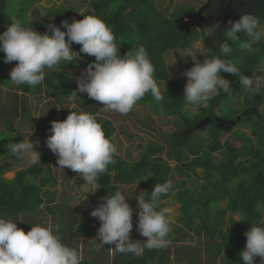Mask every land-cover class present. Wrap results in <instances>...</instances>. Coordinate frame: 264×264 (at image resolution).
Instances as JSON below:
<instances>
[{
	"label": "trees",
	"instance_id": "1",
	"mask_svg": "<svg viewBox=\"0 0 264 264\" xmlns=\"http://www.w3.org/2000/svg\"><path fill=\"white\" fill-rule=\"evenodd\" d=\"M37 1L30 0L29 5ZM8 3L9 0H0V24L7 26L11 23V18L15 17L8 12ZM157 3H159L158 0H95L92 6L83 13L102 19L113 30L117 41L121 40L119 53L121 56L139 44L144 45L152 63L157 68L155 74L157 83L164 84L161 88L164 100L157 104L149 93L137 103L148 105L159 115L165 117L174 115L175 117L174 130L164 135L169 143V155L176 164L173 166L162 156L166 150V143L160 141L139 144L141 155L133 160L117 153L114 157L116 163L109 165L108 171L100 175L98 182L102 187L97 191V204L99 206L103 197L109 196L116 190H121L123 184L142 181L145 189L144 197L148 199L154 185L171 181L175 171L197 173V170H202L204 182L200 189L187 186L186 180L177 184L172 183V190L161 196L159 207L162 208L163 200L174 194L181 204L182 217L186 223L191 224L196 219L200 220L201 224L197 233L200 235V231L204 230L207 253H212V255L223 253L226 264H243L240 253L246 247L245 233L254 224L264 222V211H258V202L264 203V114L246 111L262 102L264 90L259 94H253L241 87L238 76L221 73L230 81V92L221 91L207 107H197L194 111L196 106L186 104L183 99L187 77L184 79L175 77L167 68L165 55L169 51L184 53L193 48L198 40L204 42L206 52L215 55L219 54L217 40L227 41L233 46V52L227 58L233 60L245 75L264 74V69L261 67L264 62V36L253 43L255 51L248 52L240 50L230 38L224 35L225 30L231 27L229 20L235 22L246 13L257 16L262 29L264 27V0H210V4L202 10L207 22L199 28L191 26L186 29L180 28L177 20L188 13H197V8L184 5L168 14L169 10L158 7ZM26 7V5L22 6L20 16L16 18L41 34H51L48 27L51 24L60 26L61 30L66 31L61 24L62 21L67 20L71 23L73 20L84 18L83 14L78 15L75 8L56 7L48 13L51 19L40 18L31 21L24 18L27 14ZM217 22L220 27L216 29L215 35L206 37L204 40L203 29ZM3 32V28L0 27V33ZM238 35H241L242 39L246 38L243 32ZM73 44L79 52L81 45ZM4 56L5 53L0 51V71L6 64ZM198 59L203 62L205 56L201 55ZM94 60V56L84 53L79 55V64L86 67ZM12 63L15 66L17 62ZM77 65L78 62L73 60L67 64L61 62L54 69H45L44 82L49 94L68 98L70 93L77 89V81L68 72L75 69ZM8 78L7 75H3L1 81L8 85L10 83L7 81ZM16 86L18 90L34 94L39 85L34 88L29 85ZM77 94L79 97L74 102L87 113L93 114L102 125L106 136L114 142L113 137L117 127L110 117L97 114L101 103L88 98L86 93ZM238 97L245 98L241 108L227 106ZM22 109L25 113V101H23ZM128 114L133 115L132 110ZM17 115H19L18 105L9 109H0V118L6 121L12 134L8 143L0 145V158H8L0 165V214L18 224L21 218L29 217L34 220L40 212V207L49 202L46 204L48 211L62 213L63 217L67 216V219L61 218L62 223L60 221L61 224H58L60 228L55 229L54 234L58 235L63 243L78 250L76 240L87 239L90 234L95 233V236L98 233V230L91 231V222L94 217L83 208L84 204L73 207L76 203L72 200L69 203H60L56 192H51L52 187L58 184L56 170H53L58 167V164L52 165L45 149L37 146L41 152L39 163L22 167L12 179L5 176L6 172L10 171L20 160L11 156L7 149L10 142L23 140L22 134L15 131L13 127V117ZM56 115V111H50L39 124V130L45 139L52 134L50 129L52 121L57 120ZM134 117L139 119L140 124L145 128H150L154 124L151 116L146 119L136 115ZM238 117H241L239 125L248 129L249 132L240 129L234 132L238 144L229 139L223 140L222 134L229 130L231 124L237 122ZM127 134L128 136L134 135L129 132ZM71 172L73 171L70 169H64L66 177ZM79 178L83 179L81 176ZM87 198L90 205L95 203L91 193ZM222 201H226L225 206L221 205ZM227 213L231 214L229 218H226ZM234 214L239 215L240 218H234L232 216ZM74 215L78 217L77 221ZM100 223L98 219L96 224L100 225ZM64 226L73 227V229L68 232ZM180 231V227L172 224L169 241H173ZM111 246L114 247V245H106L107 249L99 247V252H108ZM195 247L203 250L201 245ZM170 252V244L162 249H146L144 254L138 257L131 253L116 252L114 264H171L173 258ZM174 254L180 264L186 261L190 264H201L202 262L200 252L199 254L194 252V256H191L189 248H181ZM260 259L256 257L255 264H260ZM81 264L103 263L91 258L82 259Z\"/></svg>",
	"mask_w": 264,
	"mask_h": 264
},
{
	"label": "clouds",
	"instance_id": "2",
	"mask_svg": "<svg viewBox=\"0 0 264 264\" xmlns=\"http://www.w3.org/2000/svg\"><path fill=\"white\" fill-rule=\"evenodd\" d=\"M83 16L71 23L62 21L66 31L55 24L49 25L51 34H41L12 17L7 29L0 33V51L5 53V63L17 62L10 71L9 82L33 88L43 83L45 69H54L61 62L67 64L80 53L95 57L77 79V89L68 97L66 108L73 111L63 121H52V134L45 141L57 156L58 167L79 173L94 193L102 187L98 182L100 175L116 163L114 157L118 150L93 114L75 110L77 93H86L88 98L101 103L104 112L121 115L128 114L146 94L150 93L157 104L164 100V95L155 79L157 68L144 45L139 44L121 56V40L117 41L113 30L96 16ZM229 24L231 27L224 35L240 50L254 52L253 43L264 36L259 18L246 13L235 22L229 20ZM219 27L217 22L204 28V40L213 37ZM241 32L246 38L238 35ZM73 43L81 45L79 52L72 50ZM217 45L219 54L215 55L195 46L180 53L184 57L190 55L194 65L183 73L187 77L183 97L186 104L207 107L221 91L230 92V81L221 73L238 76L241 87L254 94L264 90V74L245 75L233 60L227 58L231 56L233 46L218 40ZM197 53L205 56L203 62ZM29 136L19 142H10L7 149L11 156L35 165L41 161V152L37 148L40 141L37 138L34 142ZM172 187L171 181L156 183L148 199L142 194L136 197L139 209L136 231L146 238L143 242L130 238L133 208L126 199L128 196L122 190H116L103 197L91 212L92 217L101 222L98 246L114 245L115 252L137 257L146 249L166 248L172 232L173 209L159 205L161 196L168 194ZM258 211H264V203L258 202ZM32 225L31 230L25 232L12 219L0 217V264H81L80 252L63 243L54 234L51 224L47 227L42 223ZM245 236L246 247L240 253L243 264H255L256 257L264 264V222L254 224Z\"/></svg>",
	"mask_w": 264,
	"mask_h": 264
},
{
	"label": "rangeland",
	"instance_id": "3",
	"mask_svg": "<svg viewBox=\"0 0 264 264\" xmlns=\"http://www.w3.org/2000/svg\"><path fill=\"white\" fill-rule=\"evenodd\" d=\"M94 1L95 0H38L35 4L29 5L30 0H9L7 10L13 16L19 17L20 9L23 5H26L27 14L24 16V18H28L31 21L40 18L49 20L51 18H49L48 13L56 7L75 8L78 12V15H81L92 6V3ZM158 2V7L164 10H169L168 14L173 12L176 8L182 7L184 5L194 6L195 8H197L198 12L202 14V10H204L210 4V0H158ZM198 12L188 13L184 17L178 19V26L183 29H186L191 26H196L199 28L205 22L200 19L201 15L198 16ZM0 27L3 28V31H5L8 26L5 24H0ZM262 30H264V27H262ZM194 46L199 47L204 51L206 50L204 42L202 40L196 41L194 43ZM71 48L74 52H78L74 44L71 45ZM201 55L202 54L197 53L198 58ZM165 58L168 70L173 73L175 77H178L179 79L186 78L183 73L186 69L191 68L193 63L192 57L190 55L184 57L181 56L178 51H169L165 55ZM73 60L78 62V65L75 69H71L68 72L70 76H72L73 79L77 81V79L81 76V73L84 72L87 67L79 64V56L75 57ZM13 67V63H6L3 65V68L0 71V109H9L14 105L19 106V115H17V117H13V127L15 128V131L21 133L23 139L27 138L30 135L29 138L35 142L38 138L40 143L37 146H40L45 149L52 161V165L55 166V163H57L58 158L47 147L45 143L46 139L43 137L39 130V124L48 116L49 112L52 110L56 111L57 113L56 121L65 120L67 116L73 111L70 108H66L68 106V98H66L65 96L49 94L44 81L38 86L37 92L34 94H29L22 90H18L17 86L11 83L6 85L1 81V77L3 75H7L9 77L7 81H9V74ZM261 67L264 69V62L262 63ZM157 84L159 85L160 89L164 87L163 83ZM23 101L26 102L25 113L22 109ZM244 102L245 98L238 97L234 99L230 105L227 106L241 108ZM75 104V110L86 112L76 102ZM102 107L103 105L101 104L100 111L97 114L99 116L110 117L115 122V125L117 127L113 139L114 143L117 146L118 154L124 156L129 160H133L140 157L141 155V152L139 151V144L150 141H160L166 143V150L162 153V156L166 158L169 163L173 166L176 164V162H174L172 160V157H170L169 155V143H167V137L164 135V133L171 132L172 130H174V115H170L168 117L159 115L148 105L139 103H137L132 109L133 115H121L115 112L106 113L102 110ZM197 107L200 108L201 106H196L194 107V109H192L195 111ZM246 111H250L253 113L260 112L264 114V98L261 103L255 104L254 106H252V108H248ZM135 115L143 119H146L148 116H151V118H153L154 120V124L150 128H145L143 127L144 125L142 126V124H140L139 119H135ZM238 118L239 119L236 120L237 122L231 124L229 126V130H226L222 134L223 140L229 139L231 142L236 143L237 139L234 135V132L237 129L246 130L247 132H249L248 129L239 125L241 117ZM5 122L6 121L4 119L0 118V137H3L0 138V145L8 143L12 136L11 131H9V127L8 125H6ZM127 132L131 134L133 133L134 135L128 136ZM7 159V157L0 158V165L5 163ZM24 166L29 165L25 161L19 160L18 162H16L15 166L10 171L6 172L5 176L9 179L14 178L17 171ZM53 170H56L55 174L58 180V184L55 187H52L51 192H56L57 200H59L60 203H69L70 200L74 201L75 203L81 202L80 204H84L83 208H85L90 214L96 207H98L97 191L92 193L91 187L88 186L83 179L79 178L81 176L79 173L71 172V174L66 177L64 174V169L57 167ZM170 180L173 184H177L182 180H186L187 186H193L195 188L200 189L202 183L204 182V175L202 170H197V173L193 171H175L174 175L171 177ZM141 182L142 181H137L131 184H123L121 186V190L128 196L126 197V199L130 206L133 208V229L130 238L133 241L139 240L143 242L144 240H146V238L141 236L136 231L139 212V209L137 208L136 197L140 194H145V189L143 188ZM176 190L177 188L175 189V192ZM90 193L94 196L95 199V203H91V205L89 204L87 198L88 194ZM48 203L49 202L43 204L40 207V212L34 220L30 219L29 217L24 219L21 218L19 220V223L17 224V227L24 229L25 232H28L31 230L33 226L32 224L42 223L43 226L46 227L51 224L54 231L55 229L58 230L60 228L59 225L62 223L61 218L67 219V216L63 217L62 213H51L50 211H48L46 206V204ZM225 204L226 201L221 202V205L225 206ZM165 207L173 209V214L171 216L172 224L175 227L181 228V231L176 234V238L173 241H170L169 243L171 247L170 256L171 258H173L171 264H180V262H178V260L175 258L174 253L181 248H189V253L191 256H194V252L197 254H199L200 252L202 258L201 264H226L225 256L223 253L218 255H212V253H207V244L205 240L206 238L204 237V230L200 231V235L197 233V230L199 229V226L201 224L200 220L196 219L191 224H187L182 217L181 204L176 199L174 194L169 196L167 199L163 200L162 208ZM72 212H70V214ZM74 216L76 218L75 221H77L78 217L76 215ZM230 216L231 214L227 213L226 218H229ZM232 216L236 219L240 218L237 214H234ZM0 217L3 216L0 214ZM97 220L98 218L94 217L91 222L92 232L93 230H98L100 227V225L96 224ZM64 227H66L68 232H70V229H73V227L69 226ZM94 234L95 233L90 234L89 238L87 239L84 238L76 240L75 244H78L77 248L82 256V259L92 258L96 259V261L99 263L114 264L116 257V252L114 251V248H112L111 246L107 250L108 252H99V240L97 238V235L94 236ZM196 245L199 247L201 245V248L203 250L195 247ZM104 248L107 249L106 245L104 246ZM184 264L190 263L186 261L184 262Z\"/></svg>",
	"mask_w": 264,
	"mask_h": 264
},
{
	"label": "water",
	"instance_id": "4",
	"mask_svg": "<svg viewBox=\"0 0 264 264\" xmlns=\"http://www.w3.org/2000/svg\"><path fill=\"white\" fill-rule=\"evenodd\" d=\"M198 13H199V12H198ZM200 15H201V16H200ZM198 16H200V19H201L203 22H206V21H207V18H206L203 14L199 13Z\"/></svg>",
	"mask_w": 264,
	"mask_h": 264
},
{
	"label": "flooded vegetation",
	"instance_id": "5",
	"mask_svg": "<svg viewBox=\"0 0 264 264\" xmlns=\"http://www.w3.org/2000/svg\"><path fill=\"white\" fill-rule=\"evenodd\" d=\"M207 22V21H206Z\"/></svg>",
	"mask_w": 264,
	"mask_h": 264
}]
</instances>
